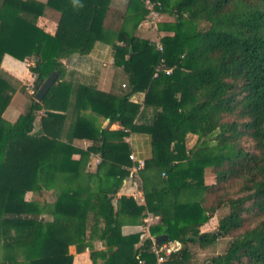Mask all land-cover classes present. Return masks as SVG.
Segmentation results:
<instances>
[{
    "label": "trees",
    "instance_id": "16d2710c",
    "mask_svg": "<svg viewBox=\"0 0 264 264\" xmlns=\"http://www.w3.org/2000/svg\"><path fill=\"white\" fill-rule=\"evenodd\" d=\"M145 1H125L107 92L63 59L86 58L109 35L105 19L118 0H0V118L19 85L1 68L5 54L34 59L37 86L58 72L42 101L30 96L17 124H0V264H72L71 245L89 250L93 264H156L150 240L136 246L139 229L122 231L147 209L158 215L151 233L182 245L168 264H190L189 243L226 235L227 250L207 264H264V0H152L173 18L158 24L174 32L157 37L162 51L137 35ZM49 9L59 12L55 33L38 25ZM162 59L172 72L155 76ZM138 92L142 103L131 99ZM113 122L121 127L110 129ZM131 133L151 137L144 205L114 199L133 163ZM75 138L92 144L76 147ZM97 153V170L88 171ZM44 188H54V200L26 197ZM225 205L218 230L201 233ZM97 239L104 248H95Z\"/></svg>",
    "mask_w": 264,
    "mask_h": 264
},
{
    "label": "crops",
    "instance_id": "0c3cea01",
    "mask_svg": "<svg viewBox=\"0 0 264 264\" xmlns=\"http://www.w3.org/2000/svg\"><path fill=\"white\" fill-rule=\"evenodd\" d=\"M118 1L119 5L115 7V4H112L105 19V26L110 29L107 30L109 35L103 40H98L86 58L74 57L72 60H69L68 58L63 59V62L66 64V66H68L69 69H75L84 74L86 77H90L91 80L95 82L98 89L107 92L112 90L114 78L117 73V67L114 65V49L112 41L116 40L117 32L123 23V16L125 13L124 8L126 5V0ZM58 17L59 12L49 9L44 15L39 17L38 25L46 31L55 33L58 26ZM144 30L147 32L149 31L145 26H140L137 30V35L141 36ZM1 68L19 82V85L15 87V91L9 105L0 118L1 125L11 126L17 124L27 111L31 95L27 92V90L23 91L22 86L26 87V84L32 82L34 73L31 71V69L26 67L25 60H20L10 54L4 55L1 62ZM144 97V92H138L134 94L131 99L135 102L142 103L144 101ZM42 112L43 110L39 112L40 115ZM38 127L39 121L37 120L35 123V128L37 129ZM120 127L121 125L118 122H113L110 125V129H118ZM126 140L131 146V152H133L138 158L144 159L146 162V160L152 156V144L149 134L131 133L126 137ZM193 140L196 142V135H192V138L189 140L187 145L188 148L194 146L195 142L193 143ZM191 142L193 143L192 145H190ZM73 144L76 147L86 149L92 144V141L89 139L75 138ZM143 172L144 171H141V177L144 181ZM205 182L210 184L214 183L215 181L211 179L208 181L207 179ZM126 191L127 190L125 187H121L115 196L126 195ZM140 223L141 222L138 224L124 223L122 226L123 233L128 234L138 230ZM94 246L96 249L104 248V242L97 239L94 241ZM70 249L71 253L74 255L72 264H93V261L89 255V250L77 252L75 246L73 245L70 246Z\"/></svg>",
    "mask_w": 264,
    "mask_h": 264
},
{
    "label": "built area",
    "instance_id": "2783aa9c",
    "mask_svg": "<svg viewBox=\"0 0 264 264\" xmlns=\"http://www.w3.org/2000/svg\"><path fill=\"white\" fill-rule=\"evenodd\" d=\"M146 7L149 12L146 17L147 24L150 25V29L158 30L159 17L161 13L155 9V5L157 3L152 0H146ZM159 50H163V45L160 40L155 41ZM35 64V60L32 58L25 59V65L27 68L31 69V67ZM160 69L166 71V73H171L172 68L166 66L164 59H162L160 65L157 67L155 76L158 75ZM36 75H33L32 82L26 84L27 92L30 95H34L37 90V85L35 83ZM96 163H100L101 156L99 153L95 154ZM130 159L133 161L132 165L129 168V174L124 178L121 187L126 188V196L132 197L139 204H146L145 191H144V181L141 177V171L145 167V160L138 158L133 152L129 154ZM165 174V173H163ZM120 187V188H121ZM119 197L115 196V201ZM144 216L139 225V240L136 246L144 245L146 241L150 240L149 249L151 252L155 253L157 256L156 264H168L169 257L177 252L181 247V243L179 241H158L157 237L151 233V226L158 222V215L154 214L150 210H145L143 213ZM142 262V260H141Z\"/></svg>",
    "mask_w": 264,
    "mask_h": 264
},
{
    "label": "rangeland",
    "instance_id": "374dc122",
    "mask_svg": "<svg viewBox=\"0 0 264 264\" xmlns=\"http://www.w3.org/2000/svg\"><path fill=\"white\" fill-rule=\"evenodd\" d=\"M172 17L167 16V15H160L159 21L160 23L164 21H172ZM144 26L147 28L149 24L147 22H143ZM201 28L205 27L207 24L205 22H202L199 24ZM149 31H143L142 37L150 38V40L157 41L158 36H162L165 33L168 34H173V31H158V30H153L147 28ZM113 44V43H112ZM111 44V45H112ZM193 143L195 142L194 140L192 141ZM190 143L192 145L193 143ZM216 152L219 151L218 149H212L209 150L208 152ZM227 151L225 150L224 153ZM200 153V152H199ZM87 170L91 172H95L97 170V163L95 161V156L93 155L90 157V161L87 165ZM211 177H209V176ZM205 181L208 179V181L214 180L215 181V173L213 172L211 167L206 168L205 170ZM209 177V178H208ZM124 180V179H123ZM121 187V186H120ZM26 197L28 199H39V200H47V201H52L55 198V190L54 188H44L43 192L37 193V192H29L27 193ZM229 208L227 205L223 206L220 208L215 215L201 228V233L205 232H215L218 230L219 226V221L220 219L228 212ZM45 218H50L49 216H44L42 219ZM232 239V236L226 235V236H220L218 237L217 240L214 242H211L209 244H201L200 242H195V243H189V249L191 252V263L190 264H207L208 261L213 257L216 256L217 254L224 253L230 243V240Z\"/></svg>",
    "mask_w": 264,
    "mask_h": 264
},
{
    "label": "water",
    "instance_id": "95a60500",
    "mask_svg": "<svg viewBox=\"0 0 264 264\" xmlns=\"http://www.w3.org/2000/svg\"><path fill=\"white\" fill-rule=\"evenodd\" d=\"M130 51L133 52V47H130ZM58 77V72L53 71L50 73L49 76H47L42 83L37 87L36 93H35V98L37 101H42L43 97L48 93V91L51 89V87L54 85L56 82V79ZM168 235L167 234H161L157 236L158 241H167L168 240Z\"/></svg>",
    "mask_w": 264,
    "mask_h": 264
}]
</instances>
